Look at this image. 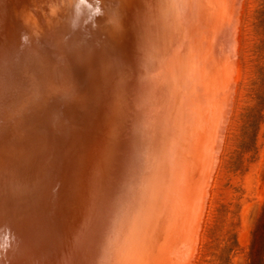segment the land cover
Returning <instances> with one entry per match:
<instances>
[{
    "label": "water",
    "instance_id": "obj_1",
    "mask_svg": "<svg viewBox=\"0 0 264 264\" xmlns=\"http://www.w3.org/2000/svg\"><path fill=\"white\" fill-rule=\"evenodd\" d=\"M187 0H0V264H123L153 71L197 67Z\"/></svg>",
    "mask_w": 264,
    "mask_h": 264
},
{
    "label": "rangeland",
    "instance_id": "obj_2",
    "mask_svg": "<svg viewBox=\"0 0 264 264\" xmlns=\"http://www.w3.org/2000/svg\"><path fill=\"white\" fill-rule=\"evenodd\" d=\"M220 3L217 13L220 17L212 26L216 30L207 29L198 47L192 46L197 63L195 80L199 89L195 88L193 94L196 97L192 96L190 103L195 105L193 102L202 94L200 99L203 101L199 99L197 103H204L206 94L210 97L206 96V107L196 103L199 109L189 108L193 110H189L190 115L196 112L197 122L202 118L199 123L203 126L194 121L197 126L192 127L194 118L190 116L189 133L192 139L190 141L187 134L186 145L189 143L190 146L186 147L187 160L179 165L181 171L177 169L176 172L183 182L181 185L176 177L177 183L174 181L173 186H181L178 185L180 188L176 187L177 190L172 188L169 196L168 205L172 208L175 203V211L168 207L170 213L166 208L162 222H168V218L173 216L174 219L169 220L173 222L169 228V222L161 226L167 237L163 236L166 239L161 240L165 242L161 244V247L165 244L162 254L159 251L161 255H156L159 264H264V0H220ZM228 6H235V9L232 7L231 10ZM206 18L204 16L203 21ZM221 19L229 21L224 20L225 25ZM219 22L221 24H217ZM222 25L223 28L228 27L227 31L221 28ZM219 31L223 36L228 33L227 38L223 37L227 41L224 42ZM218 37L226 45L223 53ZM212 38L213 44H219V47L211 45L209 40ZM212 47L216 49L213 52L217 53L218 49L221 57L211 52ZM224 47L222 44L221 49ZM198 56L207 57L199 60ZM201 60L203 65H200ZM209 88L214 95L215 90L223 94L213 98ZM217 96L219 102L215 100ZM204 126V130L200 131ZM192 134L200 136L197 138ZM176 212H179L178 217ZM153 249L155 246L150 248L146 264H157L153 257L158 252Z\"/></svg>",
    "mask_w": 264,
    "mask_h": 264
},
{
    "label": "bare ground",
    "instance_id": "obj_3",
    "mask_svg": "<svg viewBox=\"0 0 264 264\" xmlns=\"http://www.w3.org/2000/svg\"><path fill=\"white\" fill-rule=\"evenodd\" d=\"M228 1H231V0H228ZM228 4L231 6V4L229 2H228ZM233 5H235V4H233ZM220 6H221L220 0H187L186 31H187V34H188V37L190 40L191 47L193 45H197V47H198L200 41L203 39V36L205 35V34L203 35V33L209 28H210L209 29L210 31H211V29H214V28H212V26L214 24L213 22H216L217 18L219 19V17H220V16L217 17V15H218L217 13H219L218 10L220 9ZM234 7L232 9H235ZM227 8H230V7L228 6ZM230 13H231V11H230ZM230 13L228 12L227 14L231 15ZM223 15L226 16L225 13ZM229 15H227V16H229ZM204 16L207 18L203 21ZM224 20H222V23H224L225 21H227V22L229 21V20H225V21ZM217 24H221V22H219ZM223 25L221 28H223ZM219 26L220 25H218V27ZM226 27L223 29L225 30ZM221 28H220V30H223ZM227 29H228V27H227ZM227 29L225 31H227ZM214 30H216V29H214ZM224 30H223V32H224ZM219 32H221V31H219ZM226 33L227 32H225L224 36H223L222 32L220 33L222 39H223V37H225L228 34V33L227 34ZM214 35L216 36V33ZM227 36H229V35H227ZM227 36H226V38H227ZM219 37L217 39L218 41L215 39H214V41L215 42L217 41L218 43H220V47H219V44H218V46L217 45L216 46L219 47L220 51L222 52L223 50H225L224 46H226L223 43V40H224V42L227 40H225L226 39L225 38L223 40L220 39V41H219ZM205 39H206V37H205ZM211 40H209L210 43H212L211 45L215 46L214 45L215 43L213 44V38ZM221 41H222L224 49H221V46H222ZM203 43H205V41ZM216 46H215V48H216ZM206 47H208V46H206ZM215 48L212 47V51H211L212 53H214L216 51ZM199 49H201V47ZM213 49H215L214 52H213ZM192 50H193V48H192ZM205 50L206 49H204V51ZM194 51H193V53H194ZM234 51H235V49H234ZM219 53L220 52L217 49V53L215 52V54L217 56L219 55L218 57H221L220 56L221 53L220 54ZM202 55H203V52H202ZM216 55L211 54L212 57L214 56L217 58ZM194 57H195V55H194ZM204 57L205 56H203L201 58L199 57L198 59L199 60L202 58L204 59ZM221 59H223V58H221ZM214 60H215V58H214ZM215 61H214V63H215ZM203 62H204V60H203ZM205 62L208 63V61H205ZM220 62H222V61L220 60ZM211 63H212V60H211ZM223 63H225V62H223ZM201 64H202V60H201L200 65ZM209 64H210V62H209ZM198 65H199V63H198ZM200 65H199V68H200ZM217 66H218V64H217ZM212 69L214 70V68H212ZM201 70H202V66H201ZM196 72H198V71H196ZM200 75H202V74L200 73ZM195 77H196V73L193 72V74H192L189 82L187 83L184 91L182 92V94H174L170 80H169V77H163L160 68L153 71L152 101H151V105H150V109H149V113H148V117H147V121H146L150 154L144 155V163H143V170H142V177H141V185H140V192H139V199H138L137 214H136V216H130L127 251H126V255H125L123 264H146V260L148 259V254H149V251H151L150 248L152 246H155V250L154 249L153 250L155 252H158L156 254L154 253V256L156 258H157L156 255L160 256L162 254L161 252L164 249L163 247L165 244L162 247H161V244L166 239L164 237H167L166 236L167 233H165L166 231L164 229H162L161 226L164 225V223L166 224L167 221H165V222H162V221L164 220V214L166 212V208L168 209V207H170L169 206L170 204L168 205V203H169L168 201H169L170 193L172 192V188L176 189V187H178V185L181 186L182 182H183V181H181L180 176L178 178V176L176 175V172H177L179 165L182 164V162H184L185 160H187V158L185 156V154L187 153L186 147L187 146L190 147L189 143H188V145H186L187 141H188L187 134L190 135L189 131L191 130L190 129L191 126L192 127L197 126L196 125L197 119H195L196 112L194 115L192 114L193 116L190 115V113H189L190 109L189 108L195 109V107H198V106H196L197 101H199V99L201 97L203 98V94H202V95H200L199 99L197 98L198 100H196V101L193 100V101H195V102H193L195 105L191 104L192 102L190 103L192 96H195L193 94L194 91L196 90L195 88H197ZM201 81H203V80H201ZM206 82H208V81H206ZM207 85H209V84H207ZM209 86H211V85H209ZM216 88H217V84H216ZM197 89H199V87ZM224 89L225 88H223V90ZM213 90H214V88H213ZM220 90H222V89H220ZM199 92H201V91H199ZM209 92L210 93L212 92V91H210V88H209ZM215 92L217 93V94L215 93V95H214V92L211 93V96L213 98H214V96L219 94V90H218V92H217V90H215ZM220 94L222 95L223 92H221ZM208 95L210 97V94L204 95L205 96L204 97L205 102H207L206 96L208 97ZM212 97H211V100L213 99ZM215 98H216L215 100H218V102H219L218 96ZM211 100H209V98H208L209 102ZM201 101H203V100H201ZM205 102L204 103L199 102L197 104L199 106L201 105L200 107H202V105H204ZM212 102H213V100L211 101V103ZM191 106H194V107H191ZM220 106H222V105L220 104ZM204 107H206V105H204ZM204 107H203V109H204ZM197 109H199V107ZM206 110H208V109H206ZM210 110H211V108H210ZM190 111L192 112L193 110H190ZM194 111H196V110H194ZM197 111H200V110H197ZM197 113H199V112H197ZM190 116H192V119L194 118L193 121L190 120V118H191ZM200 118L201 117H199V119ZM190 121H192V124H193L191 126H189ZM194 121H196V122H194ZM199 121L197 123H199ZM216 121L217 120H215V122ZM194 123H195V125H194ZM200 123H201V121H200ZM217 123H218V121L216 122V124ZM204 125H206V124H204ZM200 126H203V123H202V125L200 124ZM207 126H209V125H207ZM202 128L203 129H201V130L199 128V130L200 131L204 130L205 126ZM218 129H220V128L218 127ZM199 130L196 129V131H199ZM192 131H191V133H192ZM196 131H195V133H196ZM203 132H201V134ZM192 136L193 137L197 136V138H198V136H200V134L199 135H197V134L193 135L192 134ZM202 137H200V138H202ZM205 137H206V135H205ZM191 139H192V137L190 135L189 140L191 141ZM190 143H192V142H190ZM199 146H201V145H199ZM202 151H204V150H202ZM178 170H180V168ZM176 177L180 180H177ZM175 178L178 182L181 181V185L180 184L176 185L177 182H176ZM174 181L176 182L175 183L176 186H173ZM179 188L180 187H178V189ZM178 191H180V190H178ZM171 202H172V200H171ZM174 204H173V206H174ZM173 206H172V208L171 207L170 208L173 209ZM168 210H170V209H168ZM176 211H178V210H176ZM170 213H171V210H170ZM176 213H177L176 217H178L179 212H176ZM168 219L171 221L172 219H174V216L172 219H170V218H168ZM169 220H168V222H169L168 228L173 223V222H170ZM168 228L166 230L169 232ZM163 238H164V240L161 241ZM158 248H160L161 250L156 251V249H158ZM159 251L161 254H159ZM151 257H153V253H152ZM155 257H153L155 259V263L157 261V264H159L158 263L159 259L158 258L156 259Z\"/></svg>",
    "mask_w": 264,
    "mask_h": 264
}]
</instances>
